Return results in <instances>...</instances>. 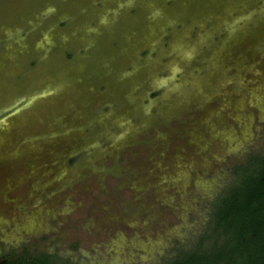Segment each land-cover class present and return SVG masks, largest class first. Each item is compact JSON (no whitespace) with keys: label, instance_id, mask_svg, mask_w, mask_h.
Listing matches in <instances>:
<instances>
[{"label":"rangeland","instance_id":"374dc122","mask_svg":"<svg viewBox=\"0 0 264 264\" xmlns=\"http://www.w3.org/2000/svg\"><path fill=\"white\" fill-rule=\"evenodd\" d=\"M40 1L0 0V32L15 28ZM135 14L123 13L122 20L132 24ZM63 24L55 21V29ZM225 30L205 48H183L192 54L184 71L191 78L208 75L210 87L197 88V96L192 91L187 103L167 95L172 109L162 102L171 82L154 87L168 73L155 70L142 79L146 65L155 66V48L140 51L118 73L131 74L112 78L104 68L116 64L92 56L111 54L125 40L96 45L89 64L80 65L74 57L84 56L87 40L73 52L55 50L43 66L47 75L16 46H32L37 35L1 36L0 254L24 247L73 264H161L195 241L210 203L231 183L232 167L264 150V20L228 40ZM222 41L228 52L208 64V51ZM76 89L81 93L73 102ZM105 118L119 128L104 132Z\"/></svg>","mask_w":264,"mask_h":264},{"label":"water","instance_id":"95a60500","mask_svg":"<svg viewBox=\"0 0 264 264\" xmlns=\"http://www.w3.org/2000/svg\"><path fill=\"white\" fill-rule=\"evenodd\" d=\"M256 2L263 3L259 7L255 5ZM44 4L46 8L41 7ZM35 5L32 6L34 9L31 8L30 14L23 17L15 28L9 27L0 32V37L5 38L17 37L21 31H24L30 39L37 35L33 39L35 42L32 46L22 41L16 42L19 43V45L16 44L20 49L18 53L24 60L36 59L34 69L37 68L42 74L49 75L50 68L45 72L43 66L53 61L55 50L73 52L76 48L82 47L80 43L90 40L91 45L84 49V56L74 57L75 60L79 59L80 65H88V59L92 55L90 49L97 47L96 45L105 44L107 39L110 44L117 36L119 42L125 40L120 49L116 48L117 50L112 51L111 54L105 53L100 57L97 54V58L92 56V59H99L100 62L109 60L115 63L116 67L108 66L104 68V71L110 73L112 78H119L131 74V71L124 74L118 73L125 66L132 64L140 51L155 48L157 50L155 66L147 64L146 67L150 68L141 71L142 79H146L148 75L151 76L155 70H164L168 73L165 81H158L154 85L155 89L161 90L164 82L167 84L171 82V87L163 89L162 102L168 109L173 108L166 102L168 96H173L175 103H187L192 91L197 96L198 90L202 91L205 86L210 87L208 75L203 78H191L189 73L184 71L190 61L188 56L192 55L184 51L185 47L192 52L197 51L200 47L205 48L210 45L209 41L213 34L226 31L225 28H230L226 38L228 40L251 25L264 20V0H41ZM139 8L144 12L135 14ZM246 10L249 12L244 17L231 18ZM123 13L129 17L135 14L130 20L132 24L127 25V21L122 20ZM57 20L64 21L60 30H56L54 26ZM230 21L231 24H228ZM90 22H95L91 31L88 29ZM41 30L47 32L43 33ZM165 33L168 40L166 49H162L160 43ZM216 49V51H208L210 53L208 64L221 58L228 52L229 46L222 41ZM165 51H167L166 54ZM164 58H168V61ZM161 59L165 62L163 66L159 62ZM138 69L140 70L141 67L133 70L132 73ZM178 74L180 76L177 82H173L175 75ZM76 79H79V76ZM79 81L81 80L76 81L78 83L76 85H79ZM98 81L105 84L108 80ZM136 82L129 84L119 96L125 92L128 94ZM197 88L199 89L196 90ZM80 93L81 91L76 89L70 94L73 102L77 101ZM116 117L119 118V115ZM101 122L104 125V132H110L112 127L120 126L116 121L106 118Z\"/></svg>","mask_w":264,"mask_h":264},{"label":"trees","instance_id":"16d2710c","mask_svg":"<svg viewBox=\"0 0 264 264\" xmlns=\"http://www.w3.org/2000/svg\"><path fill=\"white\" fill-rule=\"evenodd\" d=\"M232 181L210 203L203 231L161 264H264V150L245 156ZM0 264H73L54 254H0Z\"/></svg>","mask_w":264,"mask_h":264}]
</instances>
